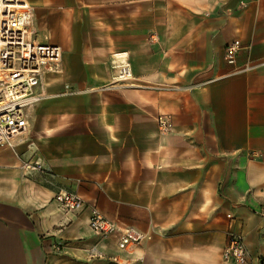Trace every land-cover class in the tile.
Listing matches in <instances>:
<instances>
[{
	"label": "crops",
	"instance_id": "1",
	"mask_svg": "<svg viewBox=\"0 0 264 264\" xmlns=\"http://www.w3.org/2000/svg\"><path fill=\"white\" fill-rule=\"evenodd\" d=\"M27 1L63 64L0 153V264H228L232 232L264 264V0ZM234 41L256 69L233 75ZM119 58L130 86L111 85ZM61 191L87 206L64 213ZM92 204L144 241L96 236Z\"/></svg>",
	"mask_w": 264,
	"mask_h": 264
},
{
	"label": "built area",
	"instance_id": "2",
	"mask_svg": "<svg viewBox=\"0 0 264 264\" xmlns=\"http://www.w3.org/2000/svg\"><path fill=\"white\" fill-rule=\"evenodd\" d=\"M34 7L26 0H0V149L15 147V139L30 128L31 113L43 100L41 91L47 73H60L63 50L57 45L40 42L34 28ZM155 38L151 39L154 42ZM243 49L240 41L226 47L225 60L233 67V75H240L257 68L255 65H238V55ZM112 86H130L134 80L129 60L115 59ZM163 133H172L169 115L159 118ZM23 169L32 173L43 172L39 162H28ZM55 202L66 214H75L87 203L77 194L59 192ZM90 229L102 239L118 236V247L127 250L141 244L145 237L139 231L121 226L107 218L95 204L90 205ZM228 264H247L249 253L242 235L232 232L224 250Z\"/></svg>",
	"mask_w": 264,
	"mask_h": 264
},
{
	"label": "rangeland",
	"instance_id": "3",
	"mask_svg": "<svg viewBox=\"0 0 264 264\" xmlns=\"http://www.w3.org/2000/svg\"><path fill=\"white\" fill-rule=\"evenodd\" d=\"M34 12H35V9H34ZM3 149H0V153H1V151H2ZM25 171V170H24ZM26 172V171H25ZM28 173V172H27ZM39 173H42V172H39ZM28 174H30V173H28Z\"/></svg>",
	"mask_w": 264,
	"mask_h": 264
},
{
	"label": "bare ground",
	"instance_id": "4",
	"mask_svg": "<svg viewBox=\"0 0 264 264\" xmlns=\"http://www.w3.org/2000/svg\"><path fill=\"white\" fill-rule=\"evenodd\" d=\"M27 1V0H26ZM31 5H32V3H31ZM34 7V6H33Z\"/></svg>",
	"mask_w": 264,
	"mask_h": 264
}]
</instances>
